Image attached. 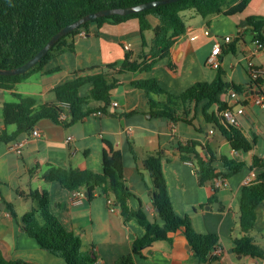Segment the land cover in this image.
<instances>
[{
	"label": "crops",
	"instance_id": "0c3cea01",
	"mask_svg": "<svg viewBox=\"0 0 264 264\" xmlns=\"http://www.w3.org/2000/svg\"><path fill=\"white\" fill-rule=\"evenodd\" d=\"M187 14V31L179 36L171 50L175 69H169L167 58L160 59L148 71L120 69L128 50L137 55L142 50L139 21L131 18L121 23L106 22L101 27L92 26L85 35L74 38V48L67 49L47 62L44 70L37 71L16 83L13 89L0 88V130L5 127L3 105L16 99L13 92L34 96L39 103H60L55 89L79 75L105 72L119 85L113 91L111 104L101 114L97 111L77 122L63 123L46 117L33 130L19 140L0 141V250L7 259L22 260V264H66L64 257L41 247L35 237L23 229L22 217L32 208L29 193L47 190L51 210L67 228L81 234L84 248L94 247L99 255L97 264H115L122 255L133 251L134 240L145 233V227L136 219L124 221L120 208L112 210L106 195L96 191L92 198L81 204L71 202L72 191L59 182H49L44 173L51 165L81 169H103L104 150L107 141L123 153L125 176L131 190L139 196L149 215L156 217L153 204L154 179L145 160L160 148L165 150L162 169L174 209L181 215H189L200 232H216L220 244L213 253L217 260L207 264H241L250 256H241L234 250V238L242 235L240 226V201L245 179H253L264 171V105L254 103L249 64L264 70V48L253 53L254 26L239 23L251 15L264 17V0H251L248 7L236 15L213 14L207 18ZM156 22V19L153 17ZM210 28L212 35L231 36L223 42L220 57L221 69L230 83L242 86L240 96L224 94L228 107L237 109L240 103L245 111L240 115V127L253 142L249 151L236 150L229 139L209 123L203 115V102L195 111L194 123L155 115L149 109V97L145 90L135 86L133 80L156 77L167 89L180 93L198 81H210L217 77L219 68L208 65L215 39L204 33ZM152 30L146 32L150 41ZM130 43V49L125 44ZM119 62L116 67L107 65ZM264 83V74L262 75ZM92 87L89 81L81 87L86 94ZM154 96L158 97L156 94ZM98 104V102H94ZM212 109H217L214 105ZM194 112V111H193ZM192 112V113H193ZM66 119V118H65ZM15 125L9 129L14 130ZM199 140L203 155L211 150L218 155H228L245 161L243 168L229 177L227 184L215 187V181L201 184L195 163L183 159L178 149L179 140ZM23 142L20 147L15 143ZM259 156L262 164H255ZM219 170L223 162L215 161ZM85 189V188H84ZM139 200L131 198L137 207ZM215 205H217L215 207ZM257 242L264 247V200L257 207ZM136 264H205L197 260L184 230H177L171 239H160L135 255ZM259 264L264 259L259 258Z\"/></svg>",
	"mask_w": 264,
	"mask_h": 264
},
{
	"label": "trees",
	"instance_id": "16d2710c",
	"mask_svg": "<svg viewBox=\"0 0 264 264\" xmlns=\"http://www.w3.org/2000/svg\"><path fill=\"white\" fill-rule=\"evenodd\" d=\"M146 1L150 0H0V67L12 68L24 64L62 27L89 12ZM250 2L251 0H176L138 12L97 17L62 36L28 71L20 74H0V88L13 89L16 83L37 71L44 70L51 58L74 48V38L80 31L86 30L88 33L92 26L98 28L106 22L121 23L131 18H137L139 21L142 50L137 55L128 50L122 59L120 69L148 71L160 59L167 58L166 66L174 70L176 66L171 59V50L177 38L187 31L186 12L192 16L201 15L205 18L217 13L236 15L243 12ZM247 24L254 26V40L261 38L264 41V17L251 15L241 21L239 26L244 27ZM148 30L154 32L150 41L146 36ZM118 63L117 61L109 63L107 67L114 68ZM89 81L92 82V87L84 94L81 87ZM133 84L146 91L149 109L153 114L175 121L185 120L194 123L198 129H201V126L194 122L197 114L195 111L203 102L202 112L206 120L226 136L236 150L252 149L251 138L240 125L227 121L222 113L228 107L224 94L231 86L242 88L230 83L223 69L219 68L215 79L198 81L180 93L165 88L156 77L137 78L133 80ZM118 85V79L111 80L102 71L79 75L57 86L55 94L59 104L39 103L34 96L13 92L16 99L3 105L5 127L0 130V141L19 140L24 134L31 132L42 118L49 117L58 122L69 123L83 120L95 111L105 112ZM66 101L70 103L68 109L63 106V102ZM214 105H217L216 110L212 109ZM64 110L68 112L66 119L61 118ZM10 125H15V129L10 130ZM106 143L101 171L51 165L44 173V177L49 182H59L71 191L85 188L89 191L88 198H92L100 189V193L108 197L109 205H117L120 208L124 221L136 219L145 227V233L134 240L133 251L122 255L115 264H136V254H142L157 240L171 239L172 234L180 229L184 230L199 262L207 264L217 260L213 253L219 247L220 235L216 232L198 231L189 215H181L173 207L162 169L165 150L160 148L145 160L155 183L152 200L157 214L152 218L145 210L143 200L131 190L127 182L122 151L116 149L110 141ZM201 144L196 139L178 142L181 157L195 163L201 184L236 174L246 164L245 161L225 154L218 155L213 150L205 156L199 149ZM259 158L255 157V164H262ZM218 159L223 162L224 170H219L216 166L215 161ZM29 196L32 199V208L22 217L23 229L35 237L41 247L64 257L66 264H97L99 255L95 248L85 249L81 234L67 228L52 212L49 192L33 190ZM133 196L139 200L137 207L130 203ZM263 200L264 171L251 182L245 183L242 188L240 201L242 235L234 238V250L241 256L264 259V247L257 242L253 234L256 229L257 207ZM22 263L20 259H7L0 250V264Z\"/></svg>",
	"mask_w": 264,
	"mask_h": 264
},
{
	"label": "built area",
	"instance_id": "2783aa9c",
	"mask_svg": "<svg viewBox=\"0 0 264 264\" xmlns=\"http://www.w3.org/2000/svg\"><path fill=\"white\" fill-rule=\"evenodd\" d=\"M87 33L86 30H82L79 32L78 35H85ZM204 33L207 35H212V32L210 28L204 29ZM215 39L214 47L207 59L208 65L214 68H220L222 65V60L220 57V53L222 52V44L225 41V43L229 42L231 40L230 35H226L224 37H220L218 35H212ZM131 44L127 43L125 44V48L128 50L130 49ZM264 48V41L261 38H256L254 40V47L252 48L253 53H258ZM248 72L252 78V87L255 89L253 91V101L254 103L264 105V83H262V75L264 74V70L260 69L259 67L254 66L252 63L249 64ZM230 96L233 98H238L240 96V91L237 88H231L229 90ZM70 103L69 102H63V106L65 109H68ZM245 111V105L240 103L237 107V109H233L232 107H227L225 110H223V115L226 118L227 121L240 125V115ZM97 113L101 114L102 111H97ZM68 117L67 110H64L61 114V118L65 119ZM33 134L35 136H40L41 131L38 128L33 129ZM23 142H17L15 143V147H20ZM253 180L251 176H248L245 179V183H249ZM227 184V177H220L215 181V187L221 188ZM87 198V191L84 188H77L72 190L71 195V202L74 204H81L85 201ZM111 209H116L117 205H110ZM218 249V248H217ZM217 249L215 251H217ZM219 250V249H218ZM214 251V252H215ZM241 264H259V258L256 257H249L248 260L243 261Z\"/></svg>",
	"mask_w": 264,
	"mask_h": 264
},
{
	"label": "water",
	"instance_id": "95a60500",
	"mask_svg": "<svg viewBox=\"0 0 264 264\" xmlns=\"http://www.w3.org/2000/svg\"><path fill=\"white\" fill-rule=\"evenodd\" d=\"M176 1V0H150L138 4L128 5V6H118V7H108L102 8L97 11L89 12L76 21L69 23L62 27L57 33L53 35V37L48 41V43L42 47L33 57H31L27 62L20 66L12 67V68H2L0 67V74H20L28 71L32 68L36 63H38L42 57L50 50V48L65 34L71 32L79 25L95 19L100 16L110 15V14H128L133 12L142 11L148 8L155 7L159 4ZM87 195H89V191H87ZM217 205H215L216 207Z\"/></svg>",
	"mask_w": 264,
	"mask_h": 264
}]
</instances>
